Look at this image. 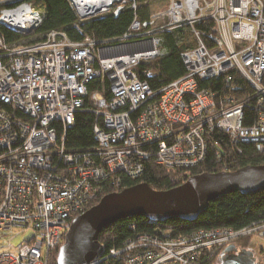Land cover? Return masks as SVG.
<instances>
[{
    "label": "built area",
    "instance_id": "built-area-1",
    "mask_svg": "<svg viewBox=\"0 0 264 264\" xmlns=\"http://www.w3.org/2000/svg\"><path fill=\"white\" fill-rule=\"evenodd\" d=\"M65 1L74 26L117 6L132 16L113 40L83 35L78 41L59 29L26 44H9L0 35V102L24 116L0 110V236L13 227L33 232L8 245L13 251L2 249L0 264H47L46 255L63 244L72 220L106 186L119 188L120 175L138 178L150 160L169 170L195 168L205 159L207 134H227L238 152L240 144L264 150V0H169L147 20L140 19L135 0H108L101 9L104 0ZM42 19L25 1L0 0V22L21 35L34 33ZM210 21L213 34L194 28ZM179 28L196 42L180 53L185 74L152 91L134 69L164 56L161 34ZM231 72L249 83L251 95L236 100L199 86ZM93 80L101 90L89 92ZM86 98L96 146L72 151L65 133ZM252 235L264 239V220L176 238L143 233L121 251L102 246L104 254L90 264L122 252L128 254L125 264H196Z\"/></svg>",
    "mask_w": 264,
    "mask_h": 264
},
{
    "label": "trees",
    "instance_id": "trees-1",
    "mask_svg": "<svg viewBox=\"0 0 264 264\" xmlns=\"http://www.w3.org/2000/svg\"><path fill=\"white\" fill-rule=\"evenodd\" d=\"M29 3L34 9H37L43 15L41 25L34 32L35 35L43 37L50 30H62L74 39L80 40L83 35H88L96 41L113 40L123 33L122 9L115 7L109 14L92 18L88 21L75 25L73 13L70 11L65 0H21ZM155 0H135L136 4L143 5L146 2ZM168 3V0L166 1ZM8 6V5H7ZM194 28L200 29L205 33H215L212 22L205 25L198 23ZM0 35L9 44H17L29 35H21L13 31L8 25L0 22ZM163 40L162 46L167 52L164 56L157 57L147 63H140L134 69L138 79L149 85L152 91L167 86L169 82L179 79L185 74L183 61L180 53L189 47L196 46V42L191 38L190 31L186 28L167 31L161 34ZM227 84V85H226ZM99 80H93L88 87L89 92L101 90ZM105 93L108 94L107 81L104 82ZM200 88H205L211 92L228 93L236 100H242L253 93L249 83L244 80L237 72L213 80H202L199 82ZM89 100L86 98L85 107L78 111L73 117V126L66 130L65 145L69 150L85 151L96 146L93 135L94 114L90 109ZM91 107V106H90ZM0 110L13 113L15 118H23L21 112H12L10 106L0 102ZM60 132V131H58ZM207 151L205 159L195 166L188 169H165L155 164L153 160L146 161L143 173L136 179H129L125 175H120L119 188L106 186L99 194L97 200L88 203V208L98 203V200L110 192H119L124 188H130L141 183L148 184L155 190H166L174 188L184 182L189 176L202 173H217L219 171H236L238 168L249 165H264V150L257 153L253 145L240 144L241 151L230 143L227 134L215 131L206 135ZM264 220V189L261 191L243 195L240 192L228 193L222 198L208 203L207 208L199 214L197 219L192 222H182L178 219L166 221L164 223L151 222L146 217H137L121 219L110 226L105 227L97 239L103 246L105 252L115 249L121 251L124 243L140 234L150 236H161L167 232L168 236L176 238L177 236H186L189 233L198 230L208 229H232L239 230L243 227L258 224ZM246 242V238L231 242L230 245L214 252L209 257L203 256L196 264H214V261L220 256V253L233 245H240ZM242 245V244H241ZM57 249L50 252L45 257L47 264H56L55 259ZM128 254L122 252L121 255L104 258L101 264H125Z\"/></svg>",
    "mask_w": 264,
    "mask_h": 264
},
{
    "label": "water",
    "instance_id": "water-1",
    "mask_svg": "<svg viewBox=\"0 0 264 264\" xmlns=\"http://www.w3.org/2000/svg\"><path fill=\"white\" fill-rule=\"evenodd\" d=\"M264 189V165H249L236 171H219L189 176L171 189L155 190L146 183L110 192L98 203L77 215L57 249L56 264H90L104 254L98 235L110 224L121 219L146 217L151 222L164 223L178 219L192 222L209 202L228 193L243 195ZM220 264H254L250 250L236 252L234 247L224 249Z\"/></svg>",
    "mask_w": 264,
    "mask_h": 264
},
{
    "label": "rangeland",
    "instance_id": "rangeland-1",
    "mask_svg": "<svg viewBox=\"0 0 264 264\" xmlns=\"http://www.w3.org/2000/svg\"><path fill=\"white\" fill-rule=\"evenodd\" d=\"M166 1L167 0H155L152 2H146L140 6L137 4L138 15L140 19L147 20V17L149 16L150 13L165 9L167 5ZM131 11L132 10L129 9L128 7H122V20H123L124 27L130 21L129 19L132 16ZM161 22L162 21H160L159 23ZM27 35L29 36L26 39H23L22 41H20L18 44H26L27 42L35 41L38 38H40L39 35H35L34 33L27 34ZM32 233L33 232L29 229H25V228L22 229L19 227H13L12 230L10 231L2 232L0 236V251L6 248L9 251H13V248H10L8 245H11V247H15L21 241H24L25 239H28L30 236H32ZM246 243L250 247H255L257 249L258 257L261 263L264 264V239H260L252 235V237L246 238Z\"/></svg>",
    "mask_w": 264,
    "mask_h": 264
},
{
    "label": "flooded vegetation",
    "instance_id": "flooded-vegetation-1",
    "mask_svg": "<svg viewBox=\"0 0 264 264\" xmlns=\"http://www.w3.org/2000/svg\"><path fill=\"white\" fill-rule=\"evenodd\" d=\"M233 247H234L236 252H239L242 249L250 250L251 253L253 254V257H254V264H262L259 257H258L257 249L255 247H250L246 242H241L240 245H233ZM223 251L220 253V256L214 261V264H220L221 263Z\"/></svg>",
    "mask_w": 264,
    "mask_h": 264
},
{
    "label": "bare ground",
    "instance_id": "bare-ground-1",
    "mask_svg": "<svg viewBox=\"0 0 264 264\" xmlns=\"http://www.w3.org/2000/svg\"><path fill=\"white\" fill-rule=\"evenodd\" d=\"M101 1V0H100ZM100 1H98V2H100ZM108 3V0H104V1H102L101 3H100V9H101V7L103 6V5H106ZM95 6H98V5H95ZM99 9V10H100Z\"/></svg>",
    "mask_w": 264,
    "mask_h": 264
}]
</instances>
